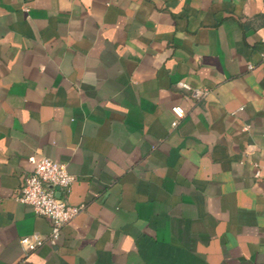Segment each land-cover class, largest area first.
Masks as SVG:
<instances>
[{
    "label": "crops",
    "instance_id": "crops-1",
    "mask_svg": "<svg viewBox=\"0 0 264 264\" xmlns=\"http://www.w3.org/2000/svg\"><path fill=\"white\" fill-rule=\"evenodd\" d=\"M41 157L82 209L26 250ZM257 171L264 0H0V264H264Z\"/></svg>",
    "mask_w": 264,
    "mask_h": 264
},
{
    "label": "built area",
    "instance_id": "built-area-1",
    "mask_svg": "<svg viewBox=\"0 0 264 264\" xmlns=\"http://www.w3.org/2000/svg\"><path fill=\"white\" fill-rule=\"evenodd\" d=\"M179 86L189 88L184 83H179ZM191 94L193 97L199 98L207 94V89H193ZM171 110L175 115V120L172 122V125L175 126L178 120L183 117L184 110L180 106H174ZM255 177L262 176L257 171ZM262 178L264 180V176ZM74 179L64 163L47 157H41L34 162V169L24 177L16 199L31 206L36 215L47 218L50 221L51 230L47 237L39 234L21 237L19 241L24 249L34 250L44 243L55 244L62 227L82 209V205H70L58 195L61 190L67 189Z\"/></svg>",
    "mask_w": 264,
    "mask_h": 264
}]
</instances>
